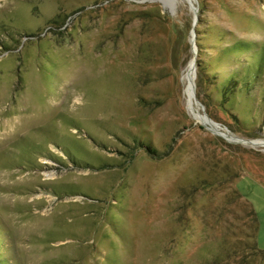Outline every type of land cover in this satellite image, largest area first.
Here are the masks:
<instances>
[{
    "label": "rangeland",
    "instance_id": "rangeland-1",
    "mask_svg": "<svg viewBox=\"0 0 264 264\" xmlns=\"http://www.w3.org/2000/svg\"><path fill=\"white\" fill-rule=\"evenodd\" d=\"M261 140L264 0H0V264H264Z\"/></svg>",
    "mask_w": 264,
    "mask_h": 264
},
{
    "label": "water",
    "instance_id": "water-1",
    "mask_svg": "<svg viewBox=\"0 0 264 264\" xmlns=\"http://www.w3.org/2000/svg\"><path fill=\"white\" fill-rule=\"evenodd\" d=\"M194 10H195V16H197V8L195 7L194 8ZM195 23H196V21H195ZM194 30H195V28H194ZM197 53V52H196ZM194 68H195V70L197 69V58H195V60H194ZM195 91H196V85H195V82H193V86H192V94H194V96H195ZM209 117V116H208ZM210 119H211V117H209ZM212 120V119H211Z\"/></svg>",
    "mask_w": 264,
    "mask_h": 264
},
{
    "label": "bare ground",
    "instance_id": "bare-ground-1",
    "mask_svg": "<svg viewBox=\"0 0 264 264\" xmlns=\"http://www.w3.org/2000/svg\"><path fill=\"white\" fill-rule=\"evenodd\" d=\"M191 69V66H189V69L188 70H190ZM195 75H196V70H195ZM195 82V81H194ZM188 93H189V96H190V98H192V86H190V88L188 89ZM201 119L203 118V116H199ZM259 144L260 145H264V141L263 140H261V141H259Z\"/></svg>",
    "mask_w": 264,
    "mask_h": 264
},
{
    "label": "trees",
    "instance_id": "trees-1",
    "mask_svg": "<svg viewBox=\"0 0 264 264\" xmlns=\"http://www.w3.org/2000/svg\"><path fill=\"white\" fill-rule=\"evenodd\" d=\"M197 69H198V72L200 73V72H203V62H202V60L199 58L198 60H197ZM250 77H252V76H250ZM252 79V78H251ZM197 89H198V85H197ZM199 91V90H198ZM200 93V92H199Z\"/></svg>",
    "mask_w": 264,
    "mask_h": 264
}]
</instances>
